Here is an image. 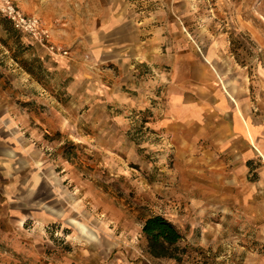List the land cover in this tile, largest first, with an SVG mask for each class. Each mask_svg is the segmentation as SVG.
<instances>
[{"label": "rangeland", "instance_id": "rangeland-1", "mask_svg": "<svg viewBox=\"0 0 264 264\" xmlns=\"http://www.w3.org/2000/svg\"><path fill=\"white\" fill-rule=\"evenodd\" d=\"M6 1L39 18L47 41L10 20L2 11ZM130 2L139 15H170L200 41L224 37L249 79L248 107L256 120L264 118V0ZM90 4L94 0H0V91L12 114L26 107L70 118L59 119L57 128L38 125L40 138L27 132L36 150L31 156L44 167H23L21 159L0 164V264H264V155L246 161L245 172L235 168L233 186L216 183L214 172H224L211 166L215 145L204 146V163L198 157L186 162V149L155 131L147 109L128 112L126 123L107 120L103 132L84 109H50L53 100L68 99L54 92L60 80L54 59L69 60L77 48V41L54 42L53 33L77 37ZM152 215L166 217L182 234L174 258L147 252L142 225Z\"/></svg>", "mask_w": 264, "mask_h": 264}, {"label": "crops", "instance_id": "crops-1", "mask_svg": "<svg viewBox=\"0 0 264 264\" xmlns=\"http://www.w3.org/2000/svg\"><path fill=\"white\" fill-rule=\"evenodd\" d=\"M134 6L130 0H94L77 37L68 30L66 38L53 33L54 42L77 41V48L69 60L54 59L53 74L60 78L54 92L68 99L65 104L53 100L50 109L65 108L66 114L84 109L91 125H101L99 132L107 120L126 123L128 112L147 109L153 113L148 123L155 131L186 149V162L198 157L204 163V146L213 143L218 159L211 166L224 172L221 177L215 171L214 181L233 186L235 168L245 172L246 161L264 155V118L256 120L248 107L245 69L231 59L224 37L200 41L183 33L170 15L158 18L146 11L143 16ZM35 85L45 91L37 81ZM1 93L0 164L21 159L23 167H44V161L33 159L36 150L26 134L40 138L38 125L57 128L69 116L37 115L26 107L12 114L10 100ZM85 133L92 138V131ZM180 152L178 148L175 154L179 157ZM192 164L187 163L188 169Z\"/></svg>", "mask_w": 264, "mask_h": 264}, {"label": "trees", "instance_id": "trees-1", "mask_svg": "<svg viewBox=\"0 0 264 264\" xmlns=\"http://www.w3.org/2000/svg\"><path fill=\"white\" fill-rule=\"evenodd\" d=\"M142 233L146 241L147 252L155 258L175 257L177 243L182 234L176 226L162 215H152L145 219Z\"/></svg>", "mask_w": 264, "mask_h": 264}, {"label": "built area", "instance_id": "built-area-1", "mask_svg": "<svg viewBox=\"0 0 264 264\" xmlns=\"http://www.w3.org/2000/svg\"><path fill=\"white\" fill-rule=\"evenodd\" d=\"M2 11L7 17L12 20L18 27L30 32L35 37H38L40 41H47L48 33L39 21V18L34 16H28L20 11L16 10L11 4L6 1V5L2 8ZM53 49V46L49 47ZM63 54L66 51H62Z\"/></svg>", "mask_w": 264, "mask_h": 264}]
</instances>
